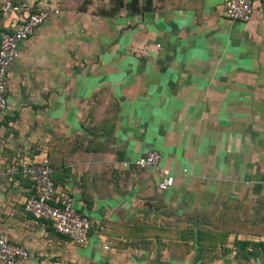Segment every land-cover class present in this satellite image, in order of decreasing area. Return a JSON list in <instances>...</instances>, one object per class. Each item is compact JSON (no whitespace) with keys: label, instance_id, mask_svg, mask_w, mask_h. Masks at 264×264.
<instances>
[{"label":"crops","instance_id":"1","mask_svg":"<svg viewBox=\"0 0 264 264\" xmlns=\"http://www.w3.org/2000/svg\"><path fill=\"white\" fill-rule=\"evenodd\" d=\"M7 1L0 36L58 4L10 0L8 11ZM253 1L250 19L237 22L223 0H175V10L139 15L129 44L97 49L81 44L83 25L77 35L66 9L20 45L0 113V232L29 250L18 264L174 262L180 258L160 249L171 239L144 243L147 230L175 222V244L195 245L199 233L184 231H211L204 214L212 199L245 207L264 196V0ZM84 54L96 56L79 62ZM150 150L175 174L167 190L163 175L134 165ZM44 159L58 195L70 193L92 221L85 244L26 211L36 188L23 164Z\"/></svg>","mask_w":264,"mask_h":264},{"label":"rangeland","instance_id":"2","mask_svg":"<svg viewBox=\"0 0 264 264\" xmlns=\"http://www.w3.org/2000/svg\"><path fill=\"white\" fill-rule=\"evenodd\" d=\"M56 4V0H43ZM55 1V2H54ZM53 2V3H52ZM63 4V6L60 5ZM132 0H58V4L54 7L59 9V16L63 15L62 10H73V27H78L76 33L80 35V28L78 25H83V31L81 35L83 39L80 41L85 47H98L111 46V45H125V36L130 34L131 30H136V27L140 24L141 20L139 15L147 16L155 11L175 10V0H154L152 2V9L150 11H143L147 6V0H140V11L133 12L131 9ZM60 5V6H59ZM150 14V15H151ZM78 15V17H76ZM151 20H148V25ZM146 22L143 21V25ZM152 24H154L152 22ZM85 27V28H84ZM152 37H149L148 41L155 39V36L148 31ZM133 37V36H132ZM133 39V38H132ZM96 54H84L82 58L78 56L79 62H89L93 60ZM213 200V199H212ZM210 202L211 209L204 214L207 221L210 223L211 231L209 233H203V231H194L191 235L198 233L203 234L201 241H197L195 245H183L179 246L175 244V234L178 233L175 230V222H170V229H154L146 231V238L142 242L152 240V237L161 238L162 236L169 237L170 242L168 245L171 247H160V249L170 252L175 258H180L174 262L161 263V264H263L260 257L253 254L251 249H254L255 243L264 242V196H260L258 200L253 203H242L245 207H240L238 201L213 200ZM155 203L154 199L149 198L147 204ZM207 207V206H206ZM225 211V214L222 211ZM172 211V210H170ZM238 213V215H237ZM172 212H169L170 218ZM175 218V213H173ZM158 226L163 224L159 223ZM215 227V228H214ZM122 235H126L128 230H118ZM117 232V231H115ZM219 233L220 236L216 238L212 235ZM229 232V236L225 235ZM205 234V235H204ZM244 234L245 238L241 236ZM233 235V240H230V236ZM251 239L248 238L250 236ZM213 236V237H212ZM198 237V236H197ZM242 237V238H241ZM208 238V239H204ZM203 239V240H202ZM211 239V240H210ZM250 239V240H249ZM209 241V242H208ZM240 241H250L253 243L249 246L250 251H239ZM231 242V245L229 244ZM87 243V242H86ZM147 244L150 242H146ZM205 243V244H204ZM212 243V244H210ZM218 243V244H217ZM219 243H221L219 245ZM205 245V247H204ZM149 247V246H146ZM117 248L127 249L126 245H121ZM248 248V249H249ZM168 249V250H166ZM202 257L196 262H188L185 259L187 253H195ZM252 253V254H250ZM148 264H155L150 262ZM160 264V263H156Z\"/></svg>","mask_w":264,"mask_h":264},{"label":"built area","instance_id":"3","mask_svg":"<svg viewBox=\"0 0 264 264\" xmlns=\"http://www.w3.org/2000/svg\"><path fill=\"white\" fill-rule=\"evenodd\" d=\"M13 2L7 1L5 10L13 9ZM223 11L231 21L243 22L250 19L255 5L253 0H223ZM59 9L42 8L29 13L14 25L12 31L0 36V113L8 109L9 74L20 54V45L28 40L38 27L46 23ZM162 154L150 150L135 159L134 165L140 169L153 168L163 175L159 187L171 188L175 183V174L162 166ZM53 167L49 159L33 160L23 164V173L33 182L36 193L26 201V211L38 220L50 222L56 232L68 237L74 243L85 244L90 237L92 221L82 213L70 193L58 195L56 183L52 177ZM30 253L23 244L12 241L7 233L0 232V264H18L28 259Z\"/></svg>","mask_w":264,"mask_h":264},{"label":"trees","instance_id":"4","mask_svg":"<svg viewBox=\"0 0 264 264\" xmlns=\"http://www.w3.org/2000/svg\"><path fill=\"white\" fill-rule=\"evenodd\" d=\"M154 0H147V6L146 8L143 10V11H150L152 9V2ZM139 2L140 0H132V3H131V9L133 12H139L140 11V5H139ZM207 232V231H206ZM184 233L187 235V234H191L192 232L190 231H184ZM208 233V232H207ZM203 234L199 233V236H202ZM215 238L216 236H220L219 233H216L215 232V235L212 234ZM222 235H225V237L229 236V232H227L226 234H222ZM253 243H250V241H240L239 242V251L242 250V251H250V248L249 246H251ZM249 248V249H248ZM254 249H251V251L253 252V254L257 257H260V259L262 260L263 264H264V242H260V243H255L254 244ZM252 254V253H250Z\"/></svg>","mask_w":264,"mask_h":264}]
</instances>
